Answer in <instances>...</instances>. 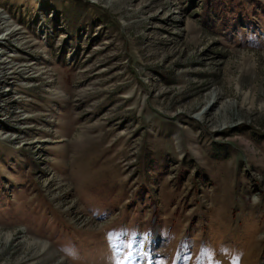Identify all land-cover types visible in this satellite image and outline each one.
I'll return each mask as SVG.
<instances>
[{
  "label": "rangeland",
  "instance_id": "rangeland-1",
  "mask_svg": "<svg viewBox=\"0 0 264 264\" xmlns=\"http://www.w3.org/2000/svg\"><path fill=\"white\" fill-rule=\"evenodd\" d=\"M0 71V264H264V0H0Z\"/></svg>",
  "mask_w": 264,
  "mask_h": 264
},
{
  "label": "bare ground",
  "instance_id": "bare-ground-1",
  "mask_svg": "<svg viewBox=\"0 0 264 264\" xmlns=\"http://www.w3.org/2000/svg\"><path fill=\"white\" fill-rule=\"evenodd\" d=\"M5 68H7L6 65L2 68V70L5 69ZM2 70H1V71H2ZM1 71H0V72H1ZM2 73H3V71H2ZM37 242H38V241H37ZM34 245H36V246H37V249H38V251H36V253H34V254H36V255L38 254L39 256H42V255L44 256V255L47 253V251L44 249L45 246L43 247L42 244H39V242H38V243H35ZM29 246H30V248H31V247H32V244L29 245ZM30 248H29V249H30ZM47 250H48V249H47ZM36 255H35V256H36ZM35 256H34V257H35ZM28 259H29V258H28Z\"/></svg>",
  "mask_w": 264,
  "mask_h": 264
}]
</instances>
